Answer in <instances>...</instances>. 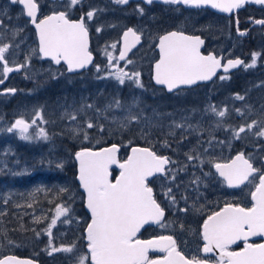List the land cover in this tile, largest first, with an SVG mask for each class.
<instances>
[{
  "label": "snow or ice",
  "instance_id": "obj_1",
  "mask_svg": "<svg viewBox=\"0 0 264 264\" xmlns=\"http://www.w3.org/2000/svg\"><path fill=\"white\" fill-rule=\"evenodd\" d=\"M116 5H128L130 0H112ZM165 5L185 6L189 8L210 7L217 9L222 13H232L234 10L243 8L246 4H257L264 6V0H159ZM83 0H64L60 5L64 8L62 11H53L51 14L38 19L39 0H10L11 5H21V11L29 18V22L35 26L38 35V48H30L25 53L23 63H18L13 57L9 58V51L15 48V56L21 52L20 44L0 42V84L7 80L10 73L21 72L29 68L32 57L41 60H50L55 65H66L68 73L77 72L87 68L93 62L92 53L89 51V28L87 21H92L97 11L102 9H92L84 13L78 21L70 19V12L81 5ZM144 4L152 5L154 0H143ZM140 15H144L145 9L136 5L135 9ZM6 13H0L5 15ZM238 23V21H237ZM253 23L264 25V19L254 20ZM3 27V20L0 19V28ZM23 31L22 28L12 30V39H15ZM97 33L102 31L101 27L96 28ZM240 36L246 35L245 32L237 28ZM6 38V34L0 32V41ZM123 47L119 56L115 57L108 51L106 46L104 54L108 61V75L98 76L97 79L114 78L120 85L126 81H131L137 88H143L141 82V73L139 71H127V67L134 61L128 59V53L141 42V34L132 28H128L122 35ZM23 41H21L22 43ZM204 40L199 36L186 35L182 31H171L158 37L159 59L154 64L153 79L157 85H163L168 92L180 89L182 86H191L198 81H209L216 75L222 67L224 73L229 69L236 68L244 62L240 59L228 60L226 65L221 64V59L215 55H203L201 46ZM110 48L115 50L117 43H112ZM260 54L253 53L251 62L244 64L246 69L255 68L257 58ZM113 61H117L114 65ZM119 61H124V67L119 66ZM96 72L101 68L94 65ZM59 71V70H57ZM39 73H34L38 75ZM61 75L63 73H60ZM56 72L52 73L55 79ZM25 78L32 79L25 73ZM220 80L228 79L227 76H220ZM15 88H9L0 92V95L8 93L15 94ZM236 100L243 101L244 95L236 94ZM141 101L138 97H133L131 104L126 109L123 117L113 116L111 120L107 115L113 109H122L123 105L118 98H114L113 103H109L103 109H99L95 104L82 102L79 107H73L72 110L65 109L61 113L60 119H67L70 122L68 132L73 139L90 141L91 134L89 130L95 129L96 132L107 134L119 132H132L133 125H139L136 129L140 138L146 140L153 146L160 143L163 148L172 149V143L177 147L172 149L179 152L180 145L189 138V135H196V144L191 146L187 152H184L186 162H178L170 156L160 155L151 147H131L130 155L121 162L118 159V153L121 147H128L132 141L127 144H111L100 150L91 148H81L76 151L74 159L78 162L79 185L86 194L85 207L90 213V219L84 225L82 238L86 241V253L77 249V240L70 244H53V229L56 228L58 221L62 224H71L74 217L70 215L71 208L66 204H58L55 207V214L50 223L43 229L48 239V247L45 249L49 256L54 253H64L69 256V264H264V243L249 242L252 237H264V164L260 167L254 166L252 155L245 156L239 152L234 158L227 162H218L211 155L215 145H223L225 141L216 140L214 132L217 129H223L231 133V140H242L252 137L257 141H264V114L260 119H254L249 123H242L238 127L224 124V118L227 116V108L217 109L215 105H209L205 113L211 112L218 119L214 127L203 129L200 123L193 125L191 116H184L181 120H172L170 124L165 125L161 119L144 117L143 109L139 113L133 111L139 108ZM251 114V107L246 106ZM264 108V105L261 106ZM89 110L96 113L95 122L90 116ZM237 115L244 117L245 112L241 108H235ZM171 115V114H167ZM154 116L159 114L154 112ZM83 119H80V118ZM101 118L114 125L115 128L108 127L100 123ZM48 123L44 119L41 110H34V118L30 121L23 117L16 119L9 127L5 129L8 133H14L22 141L31 142L35 140L48 141L50 139L45 128L37 125ZM143 121V122H142ZM74 122V123H72ZM30 129H35L30 131ZM154 130L159 131L163 137L162 140L151 139ZM209 131L207 141L200 139L204 131ZM179 132V139L177 133ZM171 138V139H169ZM99 143V139L96 141ZM203 152H200V147ZM257 151L264 145H254ZM208 154L207 159L202 157ZM264 161V155L260 156ZM198 161L199 164H192ZM43 163V161H41ZM51 163V161H49ZM208 164L215 172L226 182L229 188H239L241 185H252L254 191L250 192L252 201L251 207L226 204L221 210L212 213L203 220L201 231L199 233L203 240V247L200 251L203 256L193 255L191 257L183 254L177 246V241L172 235H159L152 239H140L139 233L145 225H157L160 228H167L173 221L165 222V209L157 202L154 196L153 188L149 185V178L162 177L166 184H162L163 195L169 200L170 205L176 206V197L172 194V184L176 181L177 175L181 171H187L189 166L200 167L203 171V165ZM120 169L119 176L112 182L110 179L112 166ZM170 165H178L175 169ZM57 167L62 168L63 164L57 162ZM24 172H15L14 175L26 174ZM212 175L211 172H203L204 177ZM192 184L202 183L201 177L193 173ZM179 187V185H176ZM37 192L44 191L38 188ZM68 192L67 188L61 187L59 193ZM9 198L4 203L9 202ZM30 199H35V193L30 195ZM69 200L73 199L69 195ZM187 203L188 197L182 196ZM33 207L31 202L27 205L17 204L15 207ZM190 209L198 212L199 209L193 204L189 207L179 208V212L187 213ZM6 215L0 212V216ZM64 217L65 219H61ZM47 219V218H44ZM41 218L37 217L34 223H40ZM77 223L79 221L77 220ZM23 227V226H21ZM184 230V224L179 225ZM36 237L41 235L40 231L32 229ZM0 237L7 240L9 245L14 241L7 237V232H0ZM243 242V247L239 251L232 250V246L238 242ZM150 252L164 253L162 258L150 257ZM75 253V255H73ZM215 257V260H212ZM0 264H33L29 259H18L14 255H7L0 258Z\"/></svg>",
  "mask_w": 264,
  "mask_h": 264
},
{
  "label": "rangeland",
  "instance_id": "obj_2",
  "mask_svg": "<svg viewBox=\"0 0 264 264\" xmlns=\"http://www.w3.org/2000/svg\"><path fill=\"white\" fill-rule=\"evenodd\" d=\"M223 19L213 17L212 21L207 22V29L222 30L224 35L223 40L229 37L230 43L227 49L229 54L233 49L237 48L238 41L242 40L235 37L230 33L227 28V23ZM155 15H151V21L154 22ZM157 27V26H154ZM200 28V27H198ZM150 39L154 38L156 30L151 28ZM219 33H214V39L218 38ZM113 40L114 38H110ZM111 42L110 44L114 43ZM147 45V44H146ZM243 46V45H241ZM257 46V45H256ZM111 51H114L108 47ZM98 48L99 54L100 50ZM148 46H144L137 50L135 54L130 58L134 61L133 64L128 65L127 71H139L141 73V82L143 88H137L131 81H126L124 85H120L114 78L97 79L98 76L108 75V62L106 59H101L97 64L100 66L101 71L95 72L92 70L91 74L86 75H61L60 71L53 69L49 65H37L33 67L31 64L29 68L23 73H27L32 76V79L25 78V75H19L15 77V83L18 84V93L16 97L10 95H3L0 97V212H5L6 215L0 216V232L6 231L7 237L14 241V244L9 245L7 240L0 237V258L7 255H16L19 257L30 258L40 264H69V256L64 253H54L49 256L45 249L48 247L49 237L43 233V229L50 223L51 218L55 214V207L58 204H66L71 208L70 215L74 217L72 223L62 224L58 221L56 228L53 229V244L59 246L61 244H70L73 240H77V249L80 252L86 253V242L82 238L84 233V225L89 221V216L84 210V195L81 192L78 183L76 182V165L74 161V155L76 151L81 148L96 149L104 145L109 144H127L129 140L142 146L146 140L140 138L136 129L139 125H133L132 132H125L120 134L119 132H113L111 136L101 134L93 130H89L91 134L90 141H82L81 139H73L68 132L70 122L67 119L61 120L60 115L65 109L69 111L73 107H79L82 102L95 104L97 108L103 109L109 103L114 102V98H118L122 105V109H113L108 112L109 120L113 116L123 117L126 114L127 107L131 104L133 97H138L141 101L140 107L133 109L134 112L139 113L142 108L144 117L153 119H161L165 125L170 124L172 120L178 121L171 115L182 116L183 112L176 114L173 112L160 113L157 111L159 106L162 109H176V97L182 99L183 94L165 95L161 91L157 90L151 83L149 74L150 71V59L152 53L148 59L145 60L144 54L147 53ZM240 49H237V54L240 53ZM242 50V49H241ZM29 51L28 48L22 49L23 56ZM259 50L255 48V44L248 48V54L250 56L248 63L251 62L252 54L258 53ZM14 49H10L9 56L15 57ZM17 60V59H16ZM23 63V62H22ZM117 61H113L115 65ZM120 67H124V61L118 62ZM264 66V55H259L257 58V65L255 68H250V72H259L261 66ZM260 68V69H259ZM46 72L47 75H34V73L41 74ZM56 72L55 79L52 78V73ZM97 75H96V74ZM43 74V73H42ZM264 75V71L263 74ZM262 93L252 94V92L246 93V96L250 97L248 101L246 98L243 101L236 100L235 95H228L227 106H217V109L227 108V116L224 118L225 125H231L238 127L242 123L251 122L254 119H260L261 114H264V79L261 80ZM259 99V100H258ZM260 101L261 105H258ZM184 100H179V103ZM226 103V104H227ZM205 107L208 109L209 105H213L212 101L206 97ZM246 106L251 107V114ZM235 108H241L245 112V116L241 117L234 111ZM46 124H40L37 121V125L45 128L50 139L48 141L33 140L31 142L22 141L19 136L14 133H8L5 131L16 119L23 117L30 121L34 118V110H41ZM154 112L159 116H154ZM93 117L95 122L96 113L94 110H89L88 113ZM195 117V116H194ZM80 119H83L82 117ZM218 118L211 112L203 113L202 116L195 118L197 123L199 122L203 129H210L214 127L215 121ZM143 122V121H142ZM74 123V122H72ZM100 123H104L106 128L114 125L108 123V121L101 118ZM35 129H30L34 131ZM160 134V133H159ZM179 132L177 133V137ZM216 140L225 141L223 145H215L210 150L211 155L218 160V162H227L236 153L239 148H246L252 153V160L256 162V166H261L260 156L264 155V147L257 151L254 145H264V141H257L252 137L242 140H231V133L226 132L223 129H217L214 132ZM191 143L185 150L196 144L197 136L189 135ZM188 138V139H189ZM209 138V131L205 130L203 136L200 139L207 141ZM99 139V143L96 141ZM171 139V138H170ZM176 144V143H175ZM187 145V142H185ZM200 147L199 151L203 152V147ZM123 147V146H122ZM128 147H123L121 160L125 158ZM241 149L240 151H243ZM249 156V154L247 155ZM203 159L208 158V154H205ZM43 161V163H41ZM51 161V163H49ZM57 162H61L63 167H57ZM192 164H199L198 161H193ZM204 167H211L208 164ZM197 170H201L200 167H195ZM27 169L26 174L14 175L15 172H24ZM116 174L114 175V177ZM217 185L216 189L220 190L219 183L214 182ZM61 187L67 188L68 192L59 193ZM212 183L204 187L207 189L213 188ZM41 188L44 191L37 192L36 189ZM204 188H189L182 189L180 191H173L172 194L176 197V206H172L173 214L176 217L171 232L176 234L178 245L189 255L200 256V249L203 246L202 239L199 235V228L194 226V220L205 214L204 208L212 204V198H209L210 193L215 196L221 195L217 190L211 189L209 191ZM35 193V199H30V195ZM180 199H177V195ZM69 195H72L73 199L69 200ZM182 196H187V203ZM207 196V198H206ZM7 204L4 200L9 198ZM218 198V197H215ZM38 201V202H37ZM31 202L33 207H15L17 204L27 205ZM195 205L199 209L198 212H194L190 209L189 212H179L181 207H189ZM40 217V223H34V220ZM47 218V219H44ZM65 219L64 217L61 218ZM77 220L79 223H77ZM171 221V219H168ZM184 224V230H181L179 225ZM23 226V227H21ZM35 228L41 232L39 238L36 237L32 229ZM167 228H159L149 233V237L161 235L162 233L169 231ZM15 250V251H14ZM75 255V253L73 254Z\"/></svg>",
  "mask_w": 264,
  "mask_h": 264
},
{
  "label": "flooded vegetation",
  "instance_id": "obj_3",
  "mask_svg": "<svg viewBox=\"0 0 264 264\" xmlns=\"http://www.w3.org/2000/svg\"><path fill=\"white\" fill-rule=\"evenodd\" d=\"M63 2L64 0H39L40 8L38 12V19L51 14L53 11L64 10V8L60 6ZM137 4H140V6L145 9L144 15H140L135 10ZM21 8L22 6L18 4L11 5L10 0H0V13H6L5 15H0V19L3 20V27L0 28V32L6 34V38L0 42H10L13 45L20 44V55L14 57L15 59H17L18 63L24 62L25 59L22 53V49L38 48L39 44L35 26L29 22V18L22 13ZM92 9H102V11H97L92 21L86 20L87 26L89 28V51L93 56V64L87 71L77 74H70L66 71V67L63 63H61V65H55L50 60H41L35 56L32 57L31 60V64L33 65V67L37 65L39 67L40 65H49L52 68V71H54L53 69L59 70L61 73H63L62 75L91 74L92 70L95 69L94 65H97L100 62V58L103 60L106 59L107 61V57L104 54V49L106 46L110 47V43L113 41L117 43V48L114 51H111L108 48V51L111 52L115 57L119 56L123 32L128 28H132L133 30L137 31L138 34H141V42L139 46L127 58L130 59L135 54V52H137V50L144 46H148V50L147 53L144 54V58L145 60L148 59L152 53V58L150 59L151 66L148 74L151 75L150 79H152L153 65L159 59V50H157L158 37L171 31H182L186 35L199 36L201 39H203L204 44L201 46V53L203 55H215L217 58L221 59L222 65H226L228 60L235 59H240L244 63L240 65L238 71L228 73L220 71L209 82H197L192 87L180 88L172 94H167L164 88L157 87L156 89L161 91L165 95L183 94L182 99H177L176 97V109H162L159 106L157 111H160V113L162 114L165 112H170V114H172L173 112H175L176 114L183 112L182 116L171 115V117H175L179 121L184 116H191L190 122L195 125L197 124L195 118L199 115L202 116L204 113L203 108L206 105V97H208V99L212 101L213 105L227 106L228 95H244L246 101H248L249 99H251V96L253 94L258 95L262 93L261 80L264 79V75L261 74H263L264 66L262 65V70L257 73L250 72V68L246 69L244 67V64H248V60L250 58L248 54V48L250 46H253L254 44L255 48L259 50L258 53L260 55H264V25L253 23L254 20L264 19V6L246 4L243 8L236 10L231 15H227L216 13L210 7L189 8L185 6L165 5L159 2V0H154V3L152 5L144 4L143 0H130L129 4L124 6L116 5L112 2V0H83V3L81 5H77L76 8L71 10L70 19L73 21H78L84 13ZM151 15H155L154 22L151 21ZM213 17H218L219 19H223L222 17H224V19L228 21L227 28L228 30H230V33L242 40V42L238 41L237 48L233 49L230 54V50L226 48L230 44L228 42L229 37H227L226 40H223L224 35H222L221 29H207V22L212 21ZM97 27H101L102 31L97 33ZM16 28H22L23 31L19 35H17L15 39H12L11 32ZM151 28H154L156 30V34L152 39H150L151 36L149 33ZM237 28H239L240 31L245 32L246 35L240 36ZM215 32L219 33L216 40L214 39ZM110 38L114 39L111 40ZM21 41L23 42L21 43ZM98 48H103L102 50H100V54ZM13 49L15 51L14 47ZM237 49H240L239 54L236 53ZM9 58L11 60L13 57L9 56ZM25 70L26 69L22 70L21 72L10 73L7 80H5L3 84H1L0 92H4V90L9 88H15L17 90L18 84L15 83L14 78L18 77L19 75H25V73H23ZM42 73L38 75H47L45 71ZM222 75L227 76L228 79L220 80L219 77ZM151 83L153 82L151 81ZM248 92H252L250 97L246 96V93ZM3 95L16 97L17 95H19V93L17 90L15 94L5 93L0 95V97H2ZM179 100H184V102L179 103ZM259 105H261L260 101H258V105H256L255 107H258ZM247 122L249 123V121ZM151 139L159 141L162 140L163 137L159 134V131L154 130V135ZM177 139H179V135ZM185 142H187V145L185 144ZM190 143V138L185 140L184 143L180 145L179 152L172 151V149L177 147L175 143H172V149L163 148L160 143H156L153 146L148 142H144L141 147H151L160 155L170 156L173 160H177L178 162H186L184 152H187L185 150L189 147ZM133 146L140 145L132 142L131 145L128 146L125 158L120 161H124L127 156L130 155L131 147ZM241 149L244 150L240 151ZM239 152H243L246 157L248 154H252L248 149L241 147L236 151L232 158ZM253 162L254 166H256V162L254 160ZM262 164L263 161L261 160V165ZM177 166L178 165H170V167L174 169ZM203 172H211L212 175L204 177ZM193 173H195L196 176L201 177L202 179V183L199 184V186L190 183V181L193 179ZM217 181L219 183L218 188L220 190L216 189L215 187L217 184L214 182ZM210 183L214 185L213 188H204ZM162 184H166L162 177L149 178V185L153 188L154 196L157 199V202L160 203L161 207L165 209V222H167L168 219H171V221L175 222L176 217L173 214L172 206L170 205L169 200H167L163 195ZM177 184L179 185V187L176 186ZM171 186L173 191H180L182 189L189 188H204V190L207 191L214 189L221 193V195L219 196H215L214 194L210 193L209 198H212V204L204 208V212H206L205 214L197 217L194 220V226L196 229L199 228V233L201 231L203 220L212 213L221 210L226 204L240 205L243 207H251L252 205L250 197V192L254 191V187L252 185L245 184L241 185V187L239 188H229L223 178L220 177L219 174L215 172V169L211 167H204L203 171H199L195 167L189 166L187 171L179 172L176 181ZM177 199H180L179 195H177ZM173 225L174 223L169 226V231H166L161 235H172L177 241L176 234L171 232V228L173 227ZM159 228L160 227H158L157 225L146 227L140 232L139 238L150 239L153 237H157L159 235L149 237V233ZM260 241L261 240L255 241V243H260ZM177 246L181 252H185L180 247V245H178V241ZM242 247L243 242L237 243L232 247V250L238 251L241 250ZM149 255L152 258H160L164 256V253L154 252ZM200 256H203V253L201 251ZM212 260L214 261L215 257H212Z\"/></svg>",
  "mask_w": 264,
  "mask_h": 264
},
{
  "label": "water",
  "instance_id": "obj_4",
  "mask_svg": "<svg viewBox=\"0 0 264 264\" xmlns=\"http://www.w3.org/2000/svg\"><path fill=\"white\" fill-rule=\"evenodd\" d=\"M248 5H257V4H248ZM212 9V8H211ZM214 12H216V13H219V14H227V15H231L233 12H235L236 10H234L232 13H222V12H220V11H218L217 9H212ZM140 44V43H139ZM139 44H137L136 45V47L135 48H133L129 53H128V56L139 46ZM123 47V40H122V42H121V48ZM157 50H159L158 49V47H157ZM155 64V63H154ZM91 66V64L87 67V68H85V69H81V70H79V71H77V72H73V73H79V72H81V71H83V70H87L89 67ZM240 68V66H238V67H236V68H231V69H229V71L228 72H232V71H235V70H238ZM220 71H223V68L221 67L218 71H217V73L218 72H220ZM224 72V71H223ZM152 73H153V75H152V81H153V84L155 85V86H157V87H160V88H164L165 89V91L167 92V93H172V92H168L167 91V89H166V87L165 86H163V85H157L156 83H155V81H154V79H153V76H154V65H153V69H152ZM217 73H216V75H217ZM215 77V76H214ZM213 77V78H214ZM212 78V79H213ZM209 81H211V80H209ZM209 81H198V82H209ZM195 85V84H194ZM194 85H191V86H182L181 88H184V87H192V86H194ZM0 86H1V84H0ZM176 90H178V89H176ZM176 90H174V91H176ZM173 91V92H174ZM104 148V147H103ZM98 150H100V149H98ZM74 161H75V159H74ZM75 163H76V171H77V175H76V180H77V183L79 184V180L77 179V176H78V167H79V165H78V162H76L75 161ZM263 164H264V161H263ZM113 168H116V169H118L119 170V172H120V169L118 168V167H116L115 165H113L112 166ZM118 176H119V174H118ZM117 176V177H118ZM116 177V178H117ZM114 182H115V180H114ZM80 186V185H79ZM80 190H81V192L84 194V209H85V211L87 212V214L89 215V217H90V213L88 212V210H87V208L85 207V203H86V194L83 192V189L80 187ZM147 226H155V225H145V227H147ZM144 227V228H145ZM143 228V229H144ZM142 230V229H141ZM141 232V231H140ZM257 238H262V239H264V237H252L251 239H257ZM236 245V244H235ZM234 246V245H233ZM232 246V247H233ZM18 259H25V258H18ZM33 264H38V263H35V262H33Z\"/></svg>",
  "mask_w": 264,
  "mask_h": 264
},
{
  "label": "bare ground",
  "instance_id": "obj_5",
  "mask_svg": "<svg viewBox=\"0 0 264 264\" xmlns=\"http://www.w3.org/2000/svg\"><path fill=\"white\" fill-rule=\"evenodd\" d=\"M260 69V68H259ZM38 202V201H37ZM15 251V250H14Z\"/></svg>",
  "mask_w": 264,
  "mask_h": 264
}]
</instances>
